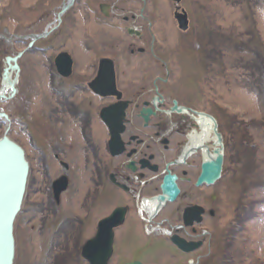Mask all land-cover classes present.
<instances>
[{
  "label": "rangeland",
  "instance_id": "obj_1",
  "mask_svg": "<svg viewBox=\"0 0 264 264\" xmlns=\"http://www.w3.org/2000/svg\"><path fill=\"white\" fill-rule=\"evenodd\" d=\"M111 1L134 13L144 8L151 21V26L143 23L151 31L147 38L154 37L155 50L170 56L175 88L194 108L211 114L223 136L222 177L209 187L218 196L217 213L209 222L211 236L195 260L264 264V0H181L179 6L189 18L186 32L176 25L171 0ZM65 2L0 0V81L5 57L24 51L18 61L17 92L0 101V109L9 116V121L0 118V137L8 128V136L23 147L29 163L25 197L14 223V264H88L80 250L93 235L92 226L82 228L73 222L76 213L84 215L88 208L79 209L78 201L75 208L62 203L47 210L50 180L62 171L53 159L62 135L55 125L60 119L55 117L58 108L51 84H59V77L52 63L62 50L72 52L79 63L77 21L82 16L85 21L79 27H90L98 45L126 41V34L111 21L87 13L84 0H76L57 22ZM47 26L57 28L27 50L29 36ZM77 173L81 194L91 195L89 171ZM107 212L103 205L93 215ZM160 255L141 253L145 261L158 264L164 262ZM131 257L128 253L123 258ZM109 264H116V259Z\"/></svg>",
  "mask_w": 264,
  "mask_h": 264
},
{
  "label": "flooded vegetation",
  "instance_id": "obj_2",
  "mask_svg": "<svg viewBox=\"0 0 264 264\" xmlns=\"http://www.w3.org/2000/svg\"><path fill=\"white\" fill-rule=\"evenodd\" d=\"M82 5L87 13L111 21L126 34V41L98 45L90 27H79L84 16L77 21L82 57L76 63L71 55L69 72H56L59 84H51L58 108L55 117L60 119L55 125L62 135L53 159L62 171L50 180L47 210L62 203L75 208L79 201V209H88L84 215L76 213L73 222L82 228L91 224L93 235L100 221L110 217L108 264L113 258L116 264L132 260L158 264L141 257L148 250L161 254L164 262L159 264H203L194 256L211 236L209 222L216 217L218 196L210 191L211 184L196 185L203 158L200 149L193 150L198 143L192 139L199 129L198 113L207 112L183 100L175 88L167 62L170 56L155 50L154 37L147 38L151 31L143 23L151 26V21L143 7L134 13L111 0H84ZM175 11L174 7L173 15ZM85 41L90 44L85 46ZM52 65L56 71L55 63ZM85 167L90 173L89 196L82 195L75 182L77 172ZM166 174L176 176L179 192L173 200L160 204L155 197L163 194ZM59 177L65 187L57 203L52 184ZM103 205L108 212L93 215ZM196 206L198 221L196 209L191 210ZM142 237L145 243L137 244ZM128 253L132 257L124 259Z\"/></svg>",
  "mask_w": 264,
  "mask_h": 264
},
{
  "label": "water",
  "instance_id": "obj_3",
  "mask_svg": "<svg viewBox=\"0 0 264 264\" xmlns=\"http://www.w3.org/2000/svg\"><path fill=\"white\" fill-rule=\"evenodd\" d=\"M73 0H70L68 4L58 14L65 11ZM176 7L180 0H173ZM175 18L181 30L187 29L188 19L187 13L182 10L175 12ZM48 32H42L40 34L30 35L31 40L27 47H30L35 40ZM23 54V51L17 52L13 56L5 57V66L2 73V82L9 87V93L4 95L0 93V98L8 99L14 96L16 93V83L19 77L20 66L18 59ZM56 69L59 74L66 75L71 68V57L66 52H60L54 59ZM13 75V76H12ZM176 109H182L174 106ZM202 116L210 118L213 122L212 131L214 133V140L209 142H200L195 145L194 151L201 150L202 162L200 172L196 179V185L202 183L212 184L221 177V171L224 161V144L223 136L218 130L216 119L208 113L199 112ZM0 117L8 120V115L4 111L0 110ZM8 128L4 134L0 137V264H14L15 255V239H14V222L21 210L23 199L26 192V185L29 175V163L26 159L24 149L15 141L9 138ZM176 176L173 174H166L163 183L161 185L163 194L157 195L155 198L160 204L164 203L166 199L173 200L179 192V188L175 182ZM65 187V181L62 177L53 182V190L57 202L59 201V195ZM165 194L167 196H165ZM198 215L199 220L200 210L199 207H192L191 210ZM112 244V223L110 217H105L100 221L99 229L97 233L91 238L87 239L81 248V255L90 264H108V259L111 255ZM199 242L196 243V247ZM123 264H145L139 260L127 261Z\"/></svg>",
  "mask_w": 264,
  "mask_h": 264
},
{
  "label": "bare ground",
  "instance_id": "obj_4",
  "mask_svg": "<svg viewBox=\"0 0 264 264\" xmlns=\"http://www.w3.org/2000/svg\"><path fill=\"white\" fill-rule=\"evenodd\" d=\"M57 22H59V19H57ZM8 92H9V87L3 82H1L0 83V93L7 95ZM3 100L4 99L0 98V101H3ZM201 118H202L201 115L196 117V121H197L199 129L195 130V133L193 135L192 141L195 142V144L200 143V142H205V141L212 142L215 138L214 133L212 131V126H213L212 120L208 117L207 118L205 117L204 119H201Z\"/></svg>",
  "mask_w": 264,
  "mask_h": 264
}]
</instances>
